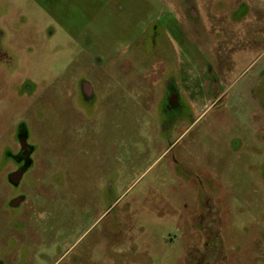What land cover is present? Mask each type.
Listing matches in <instances>:
<instances>
[{
	"label": "rangeland",
	"instance_id": "374dc122",
	"mask_svg": "<svg viewBox=\"0 0 264 264\" xmlns=\"http://www.w3.org/2000/svg\"><path fill=\"white\" fill-rule=\"evenodd\" d=\"M187 1L0 0V264H264V0Z\"/></svg>",
	"mask_w": 264,
	"mask_h": 264
},
{
	"label": "flooded vegetation",
	"instance_id": "af4514ba",
	"mask_svg": "<svg viewBox=\"0 0 264 264\" xmlns=\"http://www.w3.org/2000/svg\"><path fill=\"white\" fill-rule=\"evenodd\" d=\"M191 0H188L187 2H190ZM186 2V4H188ZM182 7H184V5H182ZM186 12L188 13V15H189V18L190 17H193L194 15H195V13H194V10L190 7V8H188L187 10H186ZM178 19V18H177ZM87 91H89V88H87L86 89ZM21 146H22V151H23V156L25 157V159H27L28 157H29V154H30V150H29V148H28V146H27V144L26 143H21L20 144ZM15 178H19V175H16L15 176ZM202 225H204V224H202ZM204 230H206V232H208L209 230L206 228V226H204ZM205 232V233H206ZM221 253V252H220ZM219 255V253H217V256ZM216 256V257H217ZM261 259H263V261H264V253H262V255H261ZM219 261V260H218ZM217 261V262H218Z\"/></svg>",
	"mask_w": 264,
	"mask_h": 264
}]
</instances>
